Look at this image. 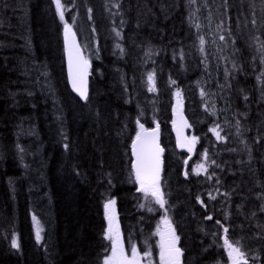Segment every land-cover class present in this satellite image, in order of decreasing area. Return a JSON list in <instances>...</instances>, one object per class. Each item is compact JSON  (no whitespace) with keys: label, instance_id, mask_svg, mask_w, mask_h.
Here are the masks:
<instances>
[{"label":"trees","instance_id":"trees-1","mask_svg":"<svg viewBox=\"0 0 264 264\" xmlns=\"http://www.w3.org/2000/svg\"><path fill=\"white\" fill-rule=\"evenodd\" d=\"M61 3L63 19L54 0H0V264H104L111 201L152 264L166 223L180 264H230L233 249L264 264V0ZM66 26L92 64L86 104L69 87ZM157 127L163 207L132 156Z\"/></svg>","mask_w":264,"mask_h":264},{"label":"water","instance_id":"water-1","mask_svg":"<svg viewBox=\"0 0 264 264\" xmlns=\"http://www.w3.org/2000/svg\"><path fill=\"white\" fill-rule=\"evenodd\" d=\"M64 47H65V58H66V71H67L70 90L83 104H86L90 95V78H91L92 64L87 60V57L80 44V41L78 37L75 36L74 34L67 33V42H66V36L64 38ZM69 52L72 53V57H73L71 75L69 68ZM77 52H79V56L82 58L79 68L77 67V59H76ZM83 61L87 62L86 65L83 63ZM73 80H75L77 88H80L86 92V98L82 97L80 95V92L73 87ZM175 121L176 124L173 129V132L176 137L177 145L180 152L193 156L195 154V147L193 144L190 143L187 137V132L189 130L188 120L186 119L185 115L182 112H180V114L175 116ZM145 140L148 142L150 148L153 166L154 167L158 166V185H160L163 178V156L165 153V150L161 144V129L156 128L143 132L141 134V140L139 141L137 139L135 140V143L137 145L136 148L137 152L141 151L142 143ZM132 156H133V164H135L137 162V157L136 155H134L133 148H132ZM134 173L136 176L135 169H134ZM180 259L181 257L179 255V261Z\"/></svg>","mask_w":264,"mask_h":264},{"label":"snow or ice","instance_id":"snow-or-ice-1","mask_svg":"<svg viewBox=\"0 0 264 264\" xmlns=\"http://www.w3.org/2000/svg\"><path fill=\"white\" fill-rule=\"evenodd\" d=\"M57 4V10L60 11L61 4L60 0H56ZM61 19H63V12L60 11ZM67 26L65 29L66 33V42H67ZM223 39V37H221ZM204 41L201 39V45H203ZM77 67L79 68L80 63L82 61V58L79 56V52H77ZM73 63V57L72 53L69 52V68H70V75H71V68ZM83 63L86 65V61H83ZM86 70V69H85ZM149 79L151 80L152 77L150 76ZM73 87L76 88L77 91L80 92V95L82 97L86 98V92L80 88H77L75 80H73ZM140 127L143 129V125H140ZM217 137H219V133H216ZM137 140H141V134H137ZM137 145L134 142L133 143V150L134 155L137 157V162L133 164V168L136 170V179L141 184V190L147 192H151V195L155 197L156 202L163 207L165 201L163 200V195L160 192L159 185H158V166L154 167L153 162L151 159V153L150 148L148 145V142L145 140L142 143L141 151H136ZM114 201H111L110 204H114ZM109 205H105V208L107 209ZM227 231V230H225ZM111 232V227H110ZM107 238L112 240V257L105 260V264H136V250L133 248V256L131 259L126 257L124 255L123 247L119 243V239L113 238L111 235H109ZM37 239H39V232L37 233ZM178 239V237H175L174 233L172 235V238L168 242L161 243V261L162 264H178L179 261V255L180 250L176 248L175 242ZM226 243H228L226 241ZM17 243L15 240H13V247H17ZM230 248L232 247L230 244L228 245ZM233 251L238 252V249H233ZM231 255V253H230Z\"/></svg>","mask_w":264,"mask_h":264},{"label":"rangeland","instance_id":"rangeland-1","mask_svg":"<svg viewBox=\"0 0 264 264\" xmlns=\"http://www.w3.org/2000/svg\"><path fill=\"white\" fill-rule=\"evenodd\" d=\"M54 2H55V5L57 7L56 0H54ZM60 4H61L60 11H63L61 0H60ZM60 11H58V12L60 13ZM152 87L155 88L154 86H152ZM180 112L181 111L178 110L176 112L175 116L180 114ZM207 168H208L207 161H203L202 163H200L198 165L197 172L199 174H205L206 171H207ZM160 192H161V189H160ZM144 194L145 195H151V192H147L146 193L144 191ZM108 205H109V207L106 209V213H107V217H108V236L111 235L113 238H117L118 237L119 243L123 247L124 255L126 257H128L129 259H131L132 256H133V248H135V247L129 248L126 245V243H125V239H124V236H123L120 224H119V218H118V215H117L116 204L115 203L114 204H110L109 203ZM110 227H111V232H110ZM172 235H173V232L169 231L167 223L164 224V225H160L158 227V229H157V236L160 239V245H159V248H158L160 261H161V243H162V238H163V242L166 243L172 238ZM175 237H177V236L175 235ZM109 240H110V243H111V251H110V254H109L108 258H111L112 257V240L111 239H109ZM175 246H176V248H178V239L175 242ZM135 250H136V257H135L136 264H152V260H151L152 257H151L150 254L142 255L137 248H135ZM230 253H231V255H230L231 256V263L230 264H238V263L243 261V256H242L240 251L235 252V251L231 250Z\"/></svg>","mask_w":264,"mask_h":264},{"label":"bare ground","instance_id":"bare-ground-1","mask_svg":"<svg viewBox=\"0 0 264 264\" xmlns=\"http://www.w3.org/2000/svg\"><path fill=\"white\" fill-rule=\"evenodd\" d=\"M253 4V3H252ZM252 8V7H251ZM248 14V13H247ZM254 19V18H253ZM221 22V21H220ZM245 22V21H244ZM238 28V27H237ZM242 33V32H241ZM238 37V36H237ZM87 39V38H86ZM208 41V40H207ZM110 51V50H109ZM125 61V60H124ZM172 74V73H171ZM66 116V115H65ZM260 193V192H259Z\"/></svg>","mask_w":264,"mask_h":264}]
</instances>
